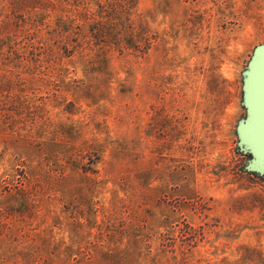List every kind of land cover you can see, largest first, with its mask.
I'll return each instance as SVG.
<instances>
[{"label": "rangeland", "instance_id": "rangeland-1", "mask_svg": "<svg viewBox=\"0 0 264 264\" xmlns=\"http://www.w3.org/2000/svg\"><path fill=\"white\" fill-rule=\"evenodd\" d=\"M54 3L0 0V264H264L237 135L264 0H133L66 44Z\"/></svg>", "mask_w": 264, "mask_h": 264}, {"label": "water", "instance_id": "water-1", "mask_svg": "<svg viewBox=\"0 0 264 264\" xmlns=\"http://www.w3.org/2000/svg\"><path fill=\"white\" fill-rule=\"evenodd\" d=\"M245 118L237 125L239 150L249 155L248 172L264 177V44L255 47L243 72Z\"/></svg>", "mask_w": 264, "mask_h": 264}, {"label": "trees", "instance_id": "trees-1", "mask_svg": "<svg viewBox=\"0 0 264 264\" xmlns=\"http://www.w3.org/2000/svg\"><path fill=\"white\" fill-rule=\"evenodd\" d=\"M132 1L55 0L54 4L60 9L61 14L58 15L54 26L48 31L49 37L56 39L57 43L66 44L68 43L67 39H63V36L72 31L83 34L88 27L126 30L132 24L127 17L129 10L127 5L131 4ZM75 20H79V23H75ZM126 41L125 46L134 49L132 40ZM38 43L43 46L47 45V41H39Z\"/></svg>", "mask_w": 264, "mask_h": 264}]
</instances>
